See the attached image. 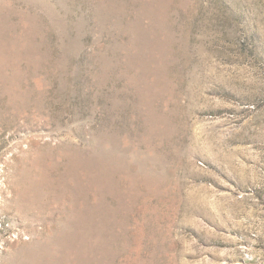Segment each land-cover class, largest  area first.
Wrapping results in <instances>:
<instances>
[{
	"label": "rangeland",
	"instance_id": "1",
	"mask_svg": "<svg viewBox=\"0 0 264 264\" xmlns=\"http://www.w3.org/2000/svg\"><path fill=\"white\" fill-rule=\"evenodd\" d=\"M0 264H264V0H0Z\"/></svg>",
	"mask_w": 264,
	"mask_h": 264
}]
</instances>
